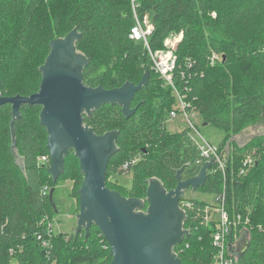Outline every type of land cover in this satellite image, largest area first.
I'll list each match as a JSON object with an SVG mask.
<instances>
[{
    "label": "trees",
    "instance_id": "obj_1",
    "mask_svg": "<svg viewBox=\"0 0 264 264\" xmlns=\"http://www.w3.org/2000/svg\"><path fill=\"white\" fill-rule=\"evenodd\" d=\"M47 1L0 0V94L37 92L42 80L39 67L50 52V42L77 28L81 34L77 49L89 60L84 68L87 85L110 89L126 81L138 84L150 70L148 85L131 102L134 114L127 116L119 103L112 102L101 104L91 115L84 114L85 123L96 134L119 131L106 185L114 189L112 183L117 184L123 196L145 198L151 178H158L170 190L179 183V171L181 180L199 174L211 160L202 154L189 127L180 132L167 129L168 114L176 101L173 88L152 68L146 45L130 38L135 24L131 0H68L65 21L69 29L58 35L55 24L59 18L52 23L46 15H39ZM138 13L150 15L154 50L163 48L171 33L183 32L175 50L173 82L188 94L189 109L199 113L204 124L224 131L220 148L264 120V0H139ZM42 51L45 59L37 65L34 60ZM126 62L135 70H126ZM41 109V105L23 104L20 117L12 124V105H0V264H51L59 246L71 249V264H109L113 259L110 244L95 223L88 233L84 228L77 235L52 233L50 218L56 211L50 190L45 192L44 186L51 189L60 179L70 178L67 159L74 150L54 182L48 169L51 159L39 163L41 155H50L48 133L41 136V129L47 131L40 123ZM34 111L37 118L31 115ZM12 133L19 160L12 148ZM253 150L260 152L258 158L251 154ZM238 151L240 156L234 157L230 152L224 171L213 163L197 191L224 194L231 221L241 217L239 227L246 230L239 232L237 264H264V134L252 137ZM249 157L254 163L244 168ZM136 158L128 168L134 171L131 185H119L117 174L124 172L122 166ZM80 171L78 189L84 180ZM208 205L196 197L181 200L188 233L174 252L183 264H212L216 222L204 221Z\"/></svg>",
    "mask_w": 264,
    "mask_h": 264
},
{
    "label": "water",
    "instance_id": "obj_2",
    "mask_svg": "<svg viewBox=\"0 0 264 264\" xmlns=\"http://www.w3.org/2000/svg\"><path fill=\"white\" fill-rule=\"evenodd\" d=\"M81 37L74 28L64 37L50 42V52L39 67L42 80L39 90L29 96H3L0 105L10 103L14 123L21 115L23 104L41 105L40 123L46 127L47 148L51 155L49 171L56 182L65 169V159L71 150L79 158L84 180L78 189V227L87 230L95 223L110 244L113 259L109 264H183L174 247L181 243L188 230L184 228L185 210L179 200L185 190L197 191L205 184L207 169L214 161L206 162L199 174L181 180L174 189L167 190L158 178H151L147 197H126L106 185L107 166L117 150L118 130L96 134L85 123L84 114L101 104L119 103L127 116L135 113L131 102L136 92L148 85L150 70L135 84L126 81L115 88L89 86L85 83L84 68L88 58L77 49ZM12 148L19 160L17 140L12 133ZM55 187L49 198L55 211ZM146 205H148L146 207Z\"/></svg>",
    "mask_w": 264,
    "mask_h": 264
},
{
    "label": "rangeland",
    "instance_id": "obj_3",
    "mask_svg": "<svg viewBox=\"0 0 264 264\" xmlns=\"http://www.w3.org/2000/svg\"><path fill=\"white\" fill-rule=\"evenodd\" d=\"M68 0H48L47 5L45 9L39 10V15L43 16L46 15L49 22L54 23L57 18H59V24L58 26L55 24L56 32L55 34L58 35L60 32L68 31L69 25L65 21V9L66 4ZM45 59V52H41L36 59L34 60V63L39 65L43 62ZM125 63V62H124ZM124 67L126 70H129V72L135 70V66L132 63L126 62L124 64ZM37 111L32 112L31 115L37 118ZM193 119L196 121V124L198 126V130L201 134V136L207 140L208 142L219 145L220 142L223 139L224 131L216 127L215 125L210 124H204L203 120L201 119L200 115L197 114L193 117ZM190 122L185 115L180 112L178 117L172 118L168 116L166 127L171 132H180L184 130L186 127L190 126ZM192 134L194 139L197 142H202L201 137L194 132L192 129ZM264 134V120H258L254 124L248 126L244 130H242L239 134L233 136L231 140H228V148L225 149V153L228 154L230 157V152H233V157L235 155L240 156L239 154V148L241 145L247 143L252 137H255L257 135H263ZM41 136L43 138L47 137V131L41 129ZM232 141V143H231ZM226 143V144H227ZM261 151V150H260ZM50 153V152H49ZM74 153V154H73ZM69 155L67 159V165L69 167V170L71 173H69L71 176L66 177L65 179H60L55 187L54 192V202L56 204V207L58 209V212H55L54 215L50 218L53 222V234H60V233H67L72 234L76 233L77 227H78V216L77 214L80 212L79 208V198L76 196L74 197L73 194H78V187H79V163L76 160L78 158L75 155V152H73ZM251 154L254 155V158H258L260 152L253 150ZM49 155V154H44ZM50 159H51V155ZM76 157V158H75ZM50 162V161H49ZM48 162V163H49ZM81 172V171H80ZM133 172L125 170L124 172L118 173L117 177L119 179V185L129 187L133 180ZM112 188L119 190L121 189L117 184L112 183ZM184 197H196L202 200H205L209 203L210 209L212 210L211 216L214 218H219V211L216 209V207L219 205L217 202V195L214 193L209 192H203V191H194L191 188H187L185 190ZM73 192V193H72ZM126 195L127 192L122 191ZM147 197V196H146ZM81 231V230H80ZM79 231V232H80ZM55 251V258L53 259L51 264H71L69 262V255L71 253L70 248H66L63 246L57 247Z\"/></svg>",
    "mask_w": 264,
    "mask_h": 264
},
{
    "label": "built area",
    "instance_id": "obj_4",
    "mask_svg": "<svg viewBox=\"0 0 264 264\" xmlns=\"http://www.w3.org/2000/svg\"><path fill=\"white\" fill-rule=\"evenodd\" d=\"M133 14L135 18V24L130 29V38L136 42H141L148 48L150 52V56L152 59V68L155 72L173 88V94L175 97V103L170 110L168 116L172 118L178 117L179 113L182 112L185 117L188 118L190 122V132L192 134V129L195 133H197L202 142H198L202 154L206 156L209 160H213L214 163L218 164V168L224 171L226 162L229 159L228 154L225 153V149L228 148V143L220 148L219 145L212 144L205 140L196 124V121L193 117L199 113L195 110H190L189 107L192 106L191 102L188 100V94H183L177 85L173 82V72L176 66V54L175 50L177 48L178 43L183 37V32L180 33H171L164 40V47L160 49H152L150 46V36L153 31V24L148 13H144L141 15L138 13L139 0H131ZM50 161L49 155H41L39 157V163L46 164ZM136 159L125 163L122 168L123 170H128L129 165L131 163H135ZM254 163L252 157H249L244 160V168L248 165L249 167ZM241 169V173L245 172V169ZM50 190L49 186H44V191L48 192ZM218 206L216 209L219 211V218H214L211 216L212 210L210 209V205L206 206L204 212V221L208 223L209 221L214 220L216 222V230L212 234L213 245L216 247V253L214 255L212 264H237L238 256L236 253V248L238 246V240L241 237L239 235L246 230V227L240 228L241 225V217L238 216L237 219L231 221L228 212L225 209V195L219 194L217 195ZM189 204V202H186ZM248 219L246 220V222ZM238 232V233H237ZM231 235L234 237V241L231 242Z\"/></svg>",
    "mask_w": 264,
    "mask_h": 264
},
{
    "label": "flooded vegetation",
    "instance_id": "obj_5",
    "mask_svg": "<svg viewBox=\"0 0 264 264\" xmlns=\"http://www.w3.org/2000/svg\"><path fill=\"white\" fill-rule=\"evenodd\" d=\"M189 188H191L192 189V187H189ZM186 192V191H185ZM184 197V195L182 196V198ZM182 198L179 200V206H180V208H182L183 209V207L181 206V200H182ZM148 205H146V207H147Z\"/></svg>",
    "mask_w": 264,
    "mask_h": 264
}]
</instances>
